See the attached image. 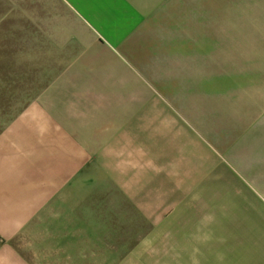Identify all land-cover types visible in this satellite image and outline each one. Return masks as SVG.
Instances as JSON below:
<instances>
[{
	"label": "crops",
	"instance_id": "obj_1",
	"mask_svg": "<svg viewBox=\"0 0 264 264\" xmlns=\"http://www.w3.org/2000/svg\"><path fill=\"white\" fill-rule=\"evenodd\" d=\"M42 5L0 0V264H264V193L217 190L216 174L199 228L186 224V258L159 252L186 200V159L199 165L190 138L204 144L135 77L143 64L130 63L131 78L76 63L47 77L29 58L45 50L19 42L61 37L41 31L62 22ZM125 57L115 59L127 71Z\"/></svg>",
	"mask_w": 264,
	"mask_h": 264
},
{
	"label": "rangeland",
	"instance_id": "obj_2",
	"mask_svg": "<svg viewBox=\"0 0 264 264\" xmlns=\"http://www.w3.org/2000/svg\"><path fill=\"white\" fill-rule=\"evenodd\" d=\"M148 3L154 5L146 6V0H43L41 14L60 17L62 22H48L41 31L61 37L19 42L32 52L45 50L27 56L31 63H47V77L76 63L89 64L91 71L110 70V76L116 74L113 78L120 75L114 69H120L131 78L130 63L143 64L142 77L133 72L135 77L150 80L152 87L143 83L151 93L167 97L170 110L190 120L191 134L204 144L190 138L201 152L199 165L186 159L190 163L186 200L173 211L174 232L160 231L156 239L159 252L186 258V224L199 228V208L213 202L210 197L216 188L211 174L222 176L217 190L264 193V4L262 0ZM15 26L34 30L32 24ZM120 56L129 64L127 71L115 59L122 60ZM194 152L190 145L189 157Z\"/></svg>",
	"mask_w": 264,
	"mask_h": 264
},
{
	"label": "bare ground",
	"instance_id": "obj_3",
	"mask_svg": "<svg viewBox=\"0 0 264 264\" xmlns=\"http://www.w3.org/2000/svg\"><path fill=\"white\" fill-rule=\"evenodd\" d=\"M263 80H264V72H263Z\"/></svg>",
	"mask_w": 264,
	"mask_h": 264
}]
</instances>
